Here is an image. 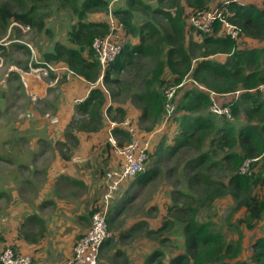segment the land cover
I'll use <instances>...</instances> for the list:
<instances>
[{
    "label": "trees",
    "instance_id": "obj_1",
    "mask_svg": "<svg viewBox=\"0 0 264 264\" xmlns=\"http://www.w3.org/2000/svg\"><path fill=\"white\" fill-rule=\"evenodd\" d=\"M31 1L36 5L42 0ZM170 1L171 10L178 6V0ZM228 1L227 5L221 3L214 8L221 7L226 21L241 30L239 37L264 42V0L262 7ZM80 4L78 9L71 4L77 21L67 30L66 43L56 42L53 50L43 56L46 62L65 64L74 74L94 85L86 98L75 106L66 136H71L73 130L98 132L103 126L104 113L107 117L113 110L111 105L105 107L107 97L111 102L119 101L121 97L129 99L141 110L140 125L152 121L146 132L152 131L165 115V89L178 86L173 101L176 114H180L174 117L178 133L173 144L159 145L152 150L159 153L158 165L151 170L145 169L136 178L144 185L149 184L161 175V164L166 165L167 176L181 177L186 191L176 193L183 203L177 207L174 220L164 223L158 231L164 232L172 222L178 224L183 251L171 257L166 255L165 259L163 250L154 249L144 264H232L242 250L244 233L241 227L244 232L251 231L264 218V167L258 174L253 175L251 171L259 158L264 161V91L259 90L264 84V44L236 50L235 40L226 35L218 36L221 25L216 21L211 33L197 30L203 35L200 43L187 45L182 9L172 15L171 10L152 9L142 0H128L130 10L135 7L146 9L149 18L136 25L132 22L131 11L116 12L124 24V37L127 32L139 42L133 46L123 44L115 60L102 70L91 45L94 39L107 34L108 24L85 22L84 18L89 12L106 9L107 2L83 0ZM13 6L20 8L22 0H9L0 8V23L4 30L8 28V20L13 18L19 26L44 32L45 15L39 14L35 18L39 9L31 6L16 13L10 11ZM219 54L226 55L223 62L213 58ZM165 71H168L167 78ZM99 78L100 85H96ZM185 79L192 81L191 88L185 87ZM178 90L182 91L179 100ZM211 92L217 96L232 95L228 102H231V118L210 111ZM116 111L122 110L116 108ZM233 120L240 129H236ZM112 135L116 147H123L131 139L125 127H114ZM151 156L148 152L146 168ZM248 160H252L249 171L241 173L240 168ZM171 161L173 164L168 166ZM225 197L232 199V214L242 213L236 223L229 221L228 224V228L236 227L238 231V239L234 242L226 241L210 220L215 215L213 205ZM173 201H176L175 197ZM202 211L208 214L206 220L199 218ZM112 223L113 219L107 218L108 231L113 228ZM150 232L152 230L149 235ZM109 238L101 249L109 244ZM252 249L251 260L255 264H264V236ZM116 257L120 254L116 253Z\"/></svg>",
    "mask_w": 264,
    "mask_h": 264
},
{
    "label": "rangeland",
    "instance_id": "obj_2",
    "mask_svg": "<svg viewBox=\"0 0 264 264\" xmlns=\"http://www.w3.org/2000/svg\"><path fill=\"white\" fill-rule=\"evenodd\" d=\"M69 1L68 3L65 0H42L36 2V5H33L31 0H22V6L20 8L17 6L10 8L11 12L16 13L26 11L31 6L39 9L35 18H38L39 14L45 15V30L43 29L44 32L42 33L33 28L26 30V26L17 25V23L13 22V18L8 20V28L6 30L1 27L0 23V193H2L0 195V214L5 213L9 207V195L14 193L15 190L19 191L23 186L28 184V180H33V171L30 164L32 155L29 154L28 150L32 145V129L36 127V123L38 122L35 119V114L42 116L46 111L51 112L40 101L32 104L29 95L24 91L25 86L23 85L22 79L21 81L20 78L16 79V76L19 77V75L14 72L15 70H10V68H16L14 66L22 68L25 64L27 66L30 57V49L27 46L32 47L40 55L41 58L36 60L45 61L43 58L44 54H47L49 50L51 52L56 42L66 43L65 34L71 27V24H75L77 21L76 13L71 8V4H74L76 9H78L83 0ZM104 1L107 2L106 9L87 13L84 18L85 22H104L107 24L109 12L116 20L121 22V15L116 14V12L120 13L124 10L132 12V22L136 25L149 18V12L146 9L135 7V9L130 10L128 0ZM222 1L178 0L176 1L178 6L171 10L169 6L171 3L170 0H162L161 2L159 0H142L144 4L150 6L152 9L171 10L172 15L182 9L181 17L185 27V40L187 45L190 42L200 43L203 36L189 25L188 16L198 11L210 10L224 3ZM8 2L9 0H0V8ZM162 22L165 23L166 21L162 19ZM217 31L218 36H224L222 27H219ZM133 39L136 40L134 42L136 44L138 42L137 38L125 32L124 44L133 46ZM234 43L236 50L261 47L264 44V42L249 40L243 36L237 38ZM214 57L217 59H225L226 55L219 54ZM165 77H168V71H165ZM186 82L193 84L191 80ZM179 92L178 90V94ZM231 97L232 95L227 100L224 99L227 97L217 96L215 97V102L219 106H223L231 100ZM220 99L227 100V102L220 101ZM110 105L113 110L109 112L108 117L112 119L115 116V122L117 123L123 121L126 110L136 108L129 99H125L124 97H121L119 101L111 102ZM116 108L122 110L124 115L122 111H116ZM26 113H33L32 118L26 119ZM175 114L176 112L174 110V114L167 121H164V115L161 121L154 125L153 130L160 125L167 126L168 124H173ZM233 122H235V125L237 124L236 121L233 120ZM151 123L152 121L143 125H140V122L136 121L132 123L136 129V137L139 140L143 141L145 139L144 142H149V139L145 135L147 134L146 128L151 126ZM45 127L37 130L45 131L47 130ZM236 129H240L239 124L236 125ZM160 144L164 145V142ZM152 149L154 148L149 143L148 151L151 153L152 158H150L146 170H149V168L151 170L158 165L156 164V160L159 153L152 151ZM262 156H264V153ZM172 161L167 165L171 166L173 164ZM251 161H248L249 169ZM159 166L162 170L161 175L157 176L147 185H144V182H138L135 186L133 183H130L131 185L126 190V193L124 192L125 194L122 197H118V200H121L114 203V208L111 209L108 217V219H113V228H109L111 233L109 239L111 241L103 248V251L101 250L98 264H102L103 259L108 262L110 261L108 264H124L125 262L127 264H144L145 258L154 249L163 250L165 259L166 255L171 257L183 251V243L180 235L181 229L178 224L170 223L162 233H159L158 230L167 221L174 220L175 212L178 210L177 207L183 203L182 198L176 192L186 191V188L179 175H176V177L167 176L165 171L166 165L161 164ZM262 167H264V161L259 158L251 168L252 174L261 172ZM44 177V172H41L39 179L44 181ZM117 195L115 198H117ZM174 197L176 201H173ZM95 203L98 202L96 201ZM231 206L232 199L228 197L217 200L213 205L214 211H212L215 215L210 219L216 224L215 229L225 236L226 241H236L238 239V231L236 232L235 230L236 227L228 228V224L229 221L236 223L242 217L241 211L232 214ZM207 215L206 211H202L199 214V218L206 220L207 217L205 216ZM89 217L91 218V215ZM149 230H152L150 235L148 234ZM241 230L244 233L242 250L240 255L232 261V264H255L251 260V255L253 254L251 241L254 240L255 234L246 237L247 231L244 232V227H241ZM116 253H119L120 257H116Z\"/></svg>",
    "mask_w": 264,
    "mask_h": 264
},
{
    "label": "crops",
    "instance_id": "obj_3",
    "mask_svg": "<svg viewBox=\"0 0 264 264\" xmlns=\"http://www.w3.org/2000/svg\"><path fill=\"white\" fill-rule=\"evenodd\" d=\"M226 1L228 0L222 2ZM245 2L262 7V0ZM135 41L133 39V44ZM32 57L41 58L32 49L27 66L26 64L22 68L14 66L16 68L10 70H15L20 81L21 77L25 79L24 91L29 95L32 104L40 101L51 112L46 111L42 116L35 114L38 122L32 129V145L28 150L32 155L30 164L33 180H28V184L9 195V207L5 213L0 214V251L10 248L18 254L32 257L34 264H51L71 257L76 240L90 226L89 216L97 204L95 202H99L103 194L104 173L118 167L120 163V158L115 154L114 146L109 140L111 136L115 141L112 129L118 126L124 128L122 123L125 120H130L131 123L140 122L141 110L138 108L126 110L123 121L119 123L106 117L104 113L103 126L98 132L73 130L71 136H66V129L74 115L75 106L86 98L94 85L77 75L65 80L62 71L51 73L46 79H39L29 70ZM214 59L218 62L225 60L215 57ZM186 81L189 80H184L185 87L191 88L192 84ZM96 85H100V78ZM181 96L182 91L177 94V99L179 100ZM221 97L230 99V95ZM224 99L220 101L227 102ZM110 103L107 97L105 107ZM46 113L57 118L58 123L51 124L44 117ZM179 114V112L175 114V117ZM43 127L47 130H37ZM177 133L178 124L174 121L173 124L160 125L147 132L145 137L149 139L148 145L150 143V146L156 149L159 145L162 147L172 145ZM161 142H164V145L160 144ZM41 172L45 174L44 181L39 179ZM135 180L121 185L115 194L116 197L119 192L117 198L114 197L111 202L108 217L114 203L121 200L118 199L126 193L130 185L138 184V180ZM263 231L264 218L246 233V237L255 234L251 247L264 236ZM102 262L108 264L110 261L103 259Z\"/></svg>",
    "mask_w": 264,
    "mask_h": 264
},
{
    "label": "built area",
    "instance_id": "obj_4",
    "mask_svg": "<svg viewBox=\"0 0 264 264\" xmlns=\"http://www.w3.org/2000/svg\"><path fill=\"white\" fill-rule=\"evenodd\" d=\"M238 4L244 5L245 0H235ZM230 1H226L223 4L227 5ZM218 21L222 27L224 35L229 36L233 40H237L240 36V29L226 21L223 15L222 8H212L210 10L198 11L188 16V23L195 30H199L203 33H211L214 23ZM108 32L102 38H96L92 42L91 48L93 49L96 60L98 61L102 70H104L110 63H112L118 54L121 52L123 40H124V26L121 22L116 20L111 13L108 14ZM26 30H30L28 26ZM30 50L32 48L27 46ZM29 70L33 72L35 77L39 79H46L51 73L62 71L64 73L65 80H69L71 77L76 76L65 64L50 63L46 61H38L32 57L29 64ZM23 85L26 87V81L21 77ZM178 86H171L165 89V118H171L174 110V97ZM260 91H264V84L259 87ZM237 93L234 95V99L237 97ZM217 95L213 92L210 93V99L212 104L210 111L216 115H225L227 118H231V102L225 106H219L215 102ZM32 113H26V119L32 118ZM44 117L50 121L51 124L58 123L57 118L50 114H44ZM115 125V123H112ZM122 125L126 128L130 134V141L123 147H116L115 141L110 136L109 140L114 146L115 154L120 158L118 167L107 170L102 179L103 194L97 205L93 208L90 226L87 231L81 235L75 242L71 257L65 261L53 262L51 264H98L100 249L102 244L110 233L108 231L107 218L112 200L115 197L116 192L119 190L122 184L134 180L136 176L143 173L146 169L148 162V143L139 140L136 136V129L133 127L130 120H125ZM249 161V160H248ZM244 162L240 168L241 173L249 171L248 165L251 161ZM0 263L1 264H34L32 257L28 255L18 254L10 248H5L0 251Z\"/></svg>",
    "mask_w": 264,
    "mask_h": 264
}]
</instances>
